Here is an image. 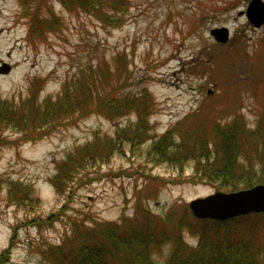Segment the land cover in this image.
<instances>
[{"label":"rangeland","instance_id":"1","mask_svg":"<svg viewBox=\"0 0 264 264\" xmlns=\"http://www.w3.org/2000/svg\"><path fill=\"white\" fill-rule=\"evenodd\" d=\"M249 1L123 0L126 11L105 9L119 21L104 23L60 0H0V66L10 65L0 73V99L17 113L24 114L21 103L29 97L39 104L54 99L82 73L99 76V67L109 68V89L146 91L153 104L141 139L131 143L122 135L106 163L83 168L69 195L57 194L50 182L56 164L96 136L109 140L117 130L135 127L136 114L108 119L91 111L42 131L0 124V251L14 236L10 264H38L37 246L60 242L74 221L132 219L141 204L162 223L188 220L190 200L226 192L217 181L195 177L194 161L156 162L149 149L174 125L190 131L205 125L206 138L205 128L216 120L224 124L238 116L248 129L264 120V24L247 20ZM36 14L56 29L29 38ZM220 26L229 30L223 44L210 34ZM252 142L245 140L242 150L250 178L264 174ZM181 235L195 245L190 231ZM167 252L165 247L154 260L162 264Z\"/></svg>","mask_w":264,"mask_h":264},{"label":"trees","instance_id":"2","mask_svg":"<svg viewBox=\"0 0 264 264\" xmlns=\"http://www.w3.org/2000/svg\"><path fill=\"white\" fill-rule=\"evenodd\" d=\"M20 1L25 3V0ZM60 1L68 8L76 5L104 23L119 21V16L108 15V10L124 12L127 9L123 0ZM107 7L109 9L105 11ZM31 21L29 38L56 29L54 22L37 14ZM108 69L103 72L99 67L97 77L93 71L82 73L64 83L56 98H46L40 104L29 97L21 103L25 106L24 114L17 113V107L0 99V124L10 122L14 128L23 124L32 130H41L50 124L55 128L61 125V121L76 115L78 119L91 111L108 119L129 112L136 114L135 127L117 130L115 137L109 140L96 136L56 164V172L50 182L59 195H69L83 168L94 167L97 162L106 163L114 147L124 140L122 135L128 136L127 140L131 143L143 136L146 115L153 106L150 96L146 91L135 95L109 89ZM204 126L191 131L177 129L176 125L170 127L152 143L149 153L153 160L171 164L192 160L195 177L202 181H217L226 191L264 184L261 171L249 177L250 170H245L249 159L242 152L244 141L253 140L255 154L264 167V120L258 121L252 129H248L238 116L224 124L216 120L209 125V129L205 128L210 131L206 138L201 135ZM19 129L20 132L25 130ZM239 160H244V164ZM136 210L134 218L119 222L74 221L70 233H66L60 242L37 246L41 257L38 264H158L154 255H162L165 247L168 252L162 264H264V213H250L221 221L199 219L189 211L188 220L184 217L177 221L166 219L165 224L142 204ZM184 229L197 238L194 246L183 241L181 232ZM13 238L11 236L8 246L0 251V264H10Z\"/></svg>","mask_w":264,"mask_h":264},{"label":"water","instance_id":"3","mask_svg":"<svg viewBox=\"0 0 264 264\" xmlns=\"http://www.w3.org/2000/svg\"><path fill=\"white\" fill-rule=\"evenodd\" d=\"M244 14L254 27L262 26L264 24V1L250 0ZM210 34L221 44L229 39V30L225 26L212 28ZM9 70L8 63L1 64L0 73H7ZM188 206L193 216L199 219L225 221L250 213H264V184H256L236 191H216L190 200Z\"/></svg>","mask_w":264,"mask_h":264}]
</instances>
